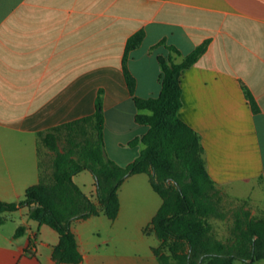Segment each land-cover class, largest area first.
I'll return each instance as SVG.
<instances>
[{"label":"crops","instance_id":"obj_1","mask_svg":"<svg viewBox=\"0 0 264 264\" xmlns=\"http://www.w3.org/2000/svg\"><path fill=\"white\" fill-rule=\"evenodd\" d=\"M138 30L144 37L127 67L136 79L135 95L143 98L159 94L157 57L168 56L165 45L179 50L172 59L180 63L209 41L179 77L178 117L198 135L214 185L246 200L252 215L263 214L264 0H0V200L17 202L40 178L50 180L54 153L38 134L92 115L99 90L105 156L120 166L138 157L143 144L130 142L147 126L136 123L135 115L147 111L135 108L121 66L126 41ZM72 180L97 204L88 170ZM129 182L157 195L147 192L152 203L131 222L123 220L131 215L123 208ZM158 197L147 174H134L118 188L115 219L100 213L73 220L82 257L77 264H158L151 251L158 243L143 232L161 205ZM2 216L0 264H65L51 256L58 233L29 219L26 207ZM131 225L133 242L146 244L150 254L121 251L122 232ZM19 226L24 232L15 237Z\"/></svg>","mask_w":264,"mask_h":264},{"label":"trees","instance_id":"obj_2","mask_svg":"<svg viewBox=\"0 0 264 264\" xmlns=\"http://www.w3.org/2000/svg\"><path fill=\"white\" fill-rule=\"evenodd\" d=\"M143 37V30L128 37L121 65L135 108L147 111L135 115L136 123L147 126L141 137L130 142L132 146L138 142L143 144L138 157L120 166L105 156L102 91L99 90L92 115L38 134L41 144L54 153L51 178H40L17 202L0 200V225L5 221L4 212L26 207L29 219L58 233L59 242L52 249V259L57 263L77 264L82 257L71 222L100 213L110 220L115 219L119 211L118 188L127 177L145 173L161 199L160 207L143 228L145 234L152 233L158 241V245L151 248L158 264H233L235 260L252 264L264 259V213L258 217L246 207L234 211L232 235L227 242L212 233L207 218L224 217L219 204L221 190L205 169L198 135L178 117L179 77L205 52L209 41L197 45L180 63L172 59V54L180 55L179 50L165 45L168 56L157 57L159 94L143 98L135 95L136 79L127 67L129 53L139 47ZM244 91L252 111L258 112L252 95L247 89ZM85 122L91 123L93 135L82 142L67 139V145L59 148V132L73 131L75 126ZM83 170H88L95 179L97 204L72 180L73 175ZM239 201L241 206L247 205L246 200ZM24 229L19 226L14 236L22 235Z\"/></svg>","mask_w":264,"mask_h":264},{"label":"rangeland","instance_id":"obj_3","mask_svg":"<svg viewBox=\"0 0 264 264\" xmlns=\"http://www.w3.org/2000/svg\"><path fill=\"white\" fill-rule=\"evenodd\" d=\"M93 135L92 125L90 122L81 123L74 127L73 131L69 130H61L59 132V139H58V145L59 148H63L65 145H67V139L74 140L76 142H82L84 139L90 138ZM143 182L144 179H142ZM129 184V185H128ZM126 186L128 188L126 189V196H125V202H124V209L131 212V215L129 217H124L123 220L125 221H134L136 218H140L138 214L141 211H144L147 206L149 208V204L152 203V200L148 197H146L147 192L152 194L153 196L155 193L151 191V189H148L147 192L143 189V187L140 184L131 183L129 182ZM146 186V185H145ZM159 198V197H158ZM219 204H220V210L224 214L223 218L220 217H208L207 221L211 224L212 227V233L220 239L221 241L227 242L228 238L231 237V230L233 226V213L234 211H237L239 209H242L245 206H241L242 202L239 200H236L234 198H231L230 196L226 195L224 192H221L219 197ZM256 216H261L256 215ZM134 227L131 225L127 227L126 231L123 230L122 232V241H125V245L121 247V251H125L127 254H132L134 251L140 252L141 255H147L150 254L148 251V248L146 247V244H143L141 246L135 245L134 241V232L132 230ZM122 231V230H121ZM100 235H104V228L100 227ZM151 242L158 243L155 236L149 238ZM148 241V242H149ZM122 244V243H121ZM233 264H243L240 260H235Z\"/></svg>","mask_w":264,"mask_h":264}]
</instances>
